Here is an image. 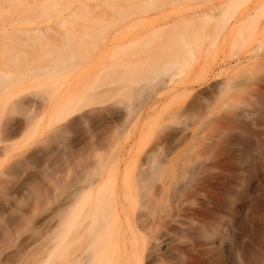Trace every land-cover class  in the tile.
Here are the masks:
<instances>
[{
    "label": "rangeland",
    "instance_id": "rangeland-1",
    "mask_svg": "<svg viewBox=\"0 0 264 264\" xmlns=\"http://www.w3.org/2000/svg\"><path fill=\"white\" fill-rule=\"evenodd\" d=\"M4 27L40 31L0 35V264H264V0H0Z\"/></svg>",
    "mask_w": 264,
    "mask_h": 264
},
{
    "label": "bare ground",
    "instance_id": "bare-ground-1",
    "mask_svg": "<svg viewBox=\"0 0 264 264\" xmlns=\"http://www.w3.org/2000/svg\"><path fill=\"white\" fill-rule=\"evenodd\" d=\"M154 5V2H152V1H147V2H145V4L142 6V8H150V7H152ZM40 30H38V29H35V30H29V29H21V28H15V27H12V28H6V27H4V28H1L0 29V35L2 36H5V35H12V34H18V33H20V34H28V33H30V32H33V33H35V32H39ZM179 45H178V48H179V50H180V48H183L184 46H186V41L183 39V38H181L180 39V41H179V43H178ZM67 50H70V48H66V51ZM184 50H185V48H184ZM183 50V51H184ZM176 51V50H175ZM172 52V51H171ZM177 53V52H176ZM174 55H176V54H174ZM177 56V55H176ZM175 62V61H174ZM171 83V80L170 81H168L167 82V84H170ZM165 84H166V82H165ZM54 108V106H51V108H49V110L48 111H51L52 109ZM64 109V108H63ZM62 113H60L59 115H61ZM63 115V114H62ZM13 131V130H12ZM9 133V132H8ZM11 134V133H10ZM9 136V135H8ZM12 136H13V134H12ZM104 200V199H103ZM107 200V199H106ZM74 222H76L75 220H73V223ZM107 223V222H106ZM109 225V224H108ZM102 227V225L100 226V228ZM75 261H77V259H73V262H75ZM83 264H87V263H83Z\"/></svg>",
    "mask_w": 264,
    "mask_h": 264
}]
</instances>
